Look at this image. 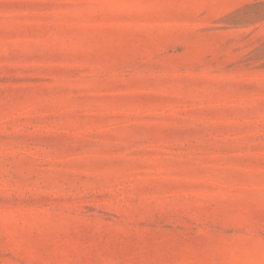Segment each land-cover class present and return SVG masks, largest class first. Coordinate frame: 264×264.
Instances as JSON below:
<instances>
[{"label":"rangeland","instance_id":"rangeland-1","mask_svg":"<svg viewBox=\"0 0 264 264\" xmlns=\"http://www.w3.org/2000/svg\"><path fill=\"white\" fill-rule=\"evenodd\" d=\"M0 264H264V0H0Z\"/></svg>","mask_w":264,"mask_h":264}]
</instances>
